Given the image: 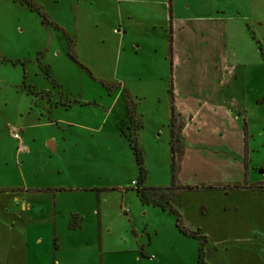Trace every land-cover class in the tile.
<instances>
[{
  "label": "rangeland",
  "instance_id": "obj_1",
  "mask_svg": "<svg viewBox=\"0 0 264 264\" xmlns=\"http://www.w3.org/2000/svg\"><path fill=\"white\" fill-rule=\"evenodd\" d=\"M34 1L47 22L0 0V264H199L200 241L135 196L137 167L119 131L130 124L125 90L142 125L146 185L169 186L170 83L185 126L178 183L193 187L173 198L183 224L206 236V264H264V0ZM172 20L185 25H174L171 74ZM242 123L246 174L237 164ZM93 180L127 189L126 203L120 191L103 192L100 230L92 216L73 230L58 218L55 235L25 210L37 186ZM249 185L261 188H236ZM95 194H63L60 206L83 209Z\"/></svg>",
  "mask_w": 264,
  "mask_h": 264
},
{
  "label": "trees",
  "instance_id": "obj_2",
  "mask_svg": "<svg viewBox=\"0 0 264 264\" xmlns=\"http://www.w3.org/2000/svg\"><path fill=\"white\" fill-rule=\"evenodd\" d=\"M15 2L20 3L21 5L27 7L32 12H36L39 14L43 22H47L45 15L43 14L40 6L35 3L34 0H14ZM53 25L55 29L61 30L63 32V35L71 41V38L68 36V34L60 29L57 25L49 22ZM172 30L170 27V32L168 36V49H169V65H170V72L172 74L173 71V47H172V36H171ZM70 52V51H69ZM69 56L71 59L76 60L75 56L70 52ZM80 67L84 68L81 64H79ZM85 70L88 72V70L85 68ZM172 79V78H171ZM24 88L29 94H32V91L30 88L24 85ZM123 95L126 99V110L127 115L129 116L130 124L127 126L128 131H125V128L122 124H119V131L122 136H124L128 142V146L133 154L135 164L137 167V177L135 180V184L133 185V189L135 191L136 197L138 198L139 202L143 205H152L155 207H159L163 211H167L170 214L175 216L176 221V227L178 231L189 238L198 239L200 241V246L198 249V263L199 264H206L204 261L205 252H204V245L207 243V238L205 235L202 234L200 229H189L183 224V219L180 211L174 206L173 204V198L176 196L177 192L179 190H191L193 187L190 186H182L178 183V173L180 170V162L183 155V146L182 143L180 144L179 141V133L181 128L183 127V124L181 122H178L176 120L175 116V110H174V91H173V85L170 83L169 88V99H170V117L168 122V128H169V134H170V140H169V148H170V185L166 187H153V186H147V178H148V171L144 164V152L142 148L137 143V132L142 127L141 122L136 120L133 115L132 107L130 105V99L128 94L125 92V90L122 91ZM244 132L245 127L243 125ZM235 188V186H233ZM209 189H212L211 187H208ZM244 190H258L261 187L249 185L248 187H237ZM79 226V222L75 221V217L71 216L69 221V228L74 229Z\"/></svg>",
  "mask_w": 264,
  "mask_h": 264
},
{
  "label": "crops",
  "instance_id": "obj_3",
  "mask_svg": "<svg viewBox=\"0 0 264 264\" xmlns=\"http://www.w3.org/2000/svg\"><path fill=\"white\" fill-rule=\"evenodd\" d=\"M16 3H18V2H16ZM174 25L176 26L175 29L177 31H181V29L184 27L185 23L183 20H179V21L178 20H172L171 21L172 40L174 39V36H173ZM125 29H126L125 27H122L121 29H113V32L115 31L114 33L118 37H123L124 34L126 33ZM68 36L70 37L69 34H68ZM17 62L21 63V65L24 66V60L23 61H17ZM23 89H24V91H26V89L24 87H23ZM173 91H174V110L177 111V109H176L177 96H176V91L174 89V86H173ZM185 117L191 118V122L186 123L185 125H190L192 127L191 128L192 133L196 137H200L201 133H202L201 128L195 124L193 117L191 115H188ZM185 117H182V118H185ZM243 125H244V123H242V126H241V137H240V141H239V154H240L239 159L242 160V163L238 159L237 164L242 166L243 172L246 174L247 168H248V165H247L248 161L247 160H248L249 146H248V133H247L246 129H245L246 132H244ZM184 127H183V129H184ZM182 133H183V130H182ZM183 135H184V133H183ZM20 142L22 143V141L19 140V143ZM48 145L53 150H56L57 145H58V141L55 138H52L48 141ZM26 150H27V148H26ZM17 151L19 153L25 152V151H20L18 149V147H17ZM183 159H184V146H183V158L181 161V167H180L178 175L180 174L181 169H182ZM133 177L131 179V183L136 180L135 177L134 178ZM110 190L111 191H120V192H122V194L125 191H127L126 188H122L118 184L94 182V180L90 181V182L76 183L74 185H72V184H61V183L60 184H50V185H48V184L47 185H40V186H37L36 188L31 190L33 192L34 197H32L30 199L29 206L27 208H25V210L28 211L30 213V215L35 216L34 218L37 222L50 223L52 226V229L54 231L53 234L55 233V235H58V228H57L58 218H60L61 221H63V222H67V229L71 230V228H69V219L71 216H74L75 219L79 222V226L74 228V229L81 228L83 226L84 221L89 216H92L93 219H95V222L97 223V226L100 230L102 227V218H103V214H104L103 213L104 211L102 208V203H105V200H104L102 194H103V192H106V191L108 192ZM132 190L134 191L133 187H132ZM79 192H86V193L94 192V193H96L95 194L96 198H94L95 200L93 199L92 203L88 207H84L83 209L78 208L74 202L73 203H66L65 207L60 206V204H61L60 202L62 201V197H63L62 195L63 194H66V193H73L74 194V193H79ZM125 195H126L125 193L122 195V202H124V203H126ZM135 196H136V194H135ZM69 200H67V201H69ZM119 206H122V205L119 204ZM123 208L124 207H121V210H123V213L126 214L127 210H126V208L125 209H123ZM54 238L56 239V237H54Z\"/></svg>",
  "mask_w": 264,
  "mask_h": 264
},
{
  "label": "built area",
  "instance_id": "obj_4",
  "mask_svg": "<svg viewBox=\"0 0 264 264\" xmlns=\"http://www.w3.org/2000/svg\"><path fill=\"white\" fill-rule=\"evenodd\" d=\"M11 133H12L13 138H15L16 140H20V132H19V130L12 129ZM18 149L20 151H26V147L21 142L18 144ZM134 184H135V181L132 182V185H134Z\"/></svg>",
  "mask_w": 264,
  "mask_h": 264
}]
</instances>
